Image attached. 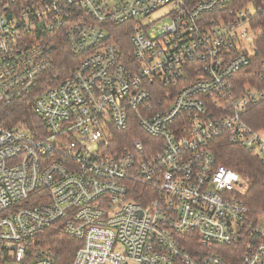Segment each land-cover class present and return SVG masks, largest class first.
Returning a JSON list of instances; mask_svg holds the SVG:
<instances>
[{
    "label": "built area",
    "instance_id": "built-area-1",
    "mask_svg": "<svg viewBox=\"0 0 264 264\" xmlns=\"http://www.w3.org/2000/svg\"><path fill=\"white\" fill-rule=\"evenodd\" d=\"M240 3L0 0V105L46 129L0 123V264H58L40 239L56 225L81 241L72 264H264V210L209 150L226 135L264 166ZM126 24L129 54L111 42Z\"/></svg>",
    "mask_w": 264,
    "mask_h": 264
},
{
    "label": "trees",
    "instance_id": "trees-1",
    "mask_svg": "<svg viewBox=\"0 0 264 264\" xmlns=\"http://www.w3.org/2000/svg\"><path fill=\"white\" fill-rule=\"evenodd\" d=\"M249 2H252L256 9V15L251 20L250 26L257 34L254 46L258 55L254 58L252 67L240 73V76L247 83L258 80L256 70L264 62V0H241L240 6ZM132 31L131 24L113 28L111 42L119 45L126 54L132 51L130 42ZM67 54L70 56L68 51ZM69 56L62 58L63 64L69 60ZM8 111L11 112V115L9 117L4 116ZM24 118L26 119L24 120ZM0 119L4 127H12L24 120V126L32 135L37 136L39 132L43 133V136L46 134L42 120L33 114L32 107L27 102L16 103L11 106L0 105ZM247 122L255 130L264 129V102L250 109ZM131 132L133 129L128 131V133ZM139 137L148 141L153 140L144 134L139 135ZM209 150L219 165L227 167L244 179L245 189L241 199L250 210L254 212L264 210V166L258 159L242 147L232 144L226 135L214 139L209 145ZM246 184L249 185V188L246 187ZM135 200L143 203V200L139 198H135ZM40 239L44 247H49L56 253L58 264H72L76 252L81 247V241L67 236L61 230L60 225L44 230L40 234Z\"/></svg>",
    "mask_w": 264,
    "mask_h": 264
},
{
    "label": "rangeland",
    "instance_id": "rangeland-1",
    "mask_svg": "<svg viewBox=\"0 0 264 264\" xmlns=\"http://www.w3.org/2000/svg\"><path fill=\"white\" fill-rule=\"evenodd\" d=\"M163 22H165V21H163ZM10 115H11V114H10ZM4 116L8 117L7 114H6V115L4 114ZM1 119H2V118H1ZM1 119H0V120H1ZM24 119H26V118H24ZM0 123H1V121H0ZM17 124H18V123H17ZM1 125H3V124L1 123ZM246 187L249 188V185L246 184Z\"/></svg>",
    "mask_w": 264,
    "mask_h": 264
},
{
    "label": "water",
    "instance_id": "water-1",
    "mask_svg": "<svg viewBox=\"0 0 264 264\" xmlns=\"http://www.w3.org/2000/svg\"><path fill=\"white\" fill-rule=\"evenodd\" d=\"M256 55H258V51H256Z\"/></svg>",
    "mask_w": 264,
    "mask_h": 264
}]
</instances>
